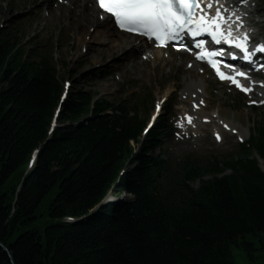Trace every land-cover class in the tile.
Here are the masks:
<instances>
[{
    "label": "trees",
    "instance_id": "trees-1",
    "mask_svg": "<svg viewBox=\"0 0 264 264\" xmlns=\"http://www.w3.org/2000/svg\"><path fill=\"white\" fill-rule=\"evenodd\" d=\"M62 80L24 33L1 32L0 243L12 257L0 244V264H236L234 246L264 256V171L250 151L224 162L228 175L218 160L174 165L158 151L164 119L141 140L139 104L132 113L85 88L69 93L50 133ZM254 143L264 157V128ZM54 190L51 223L37 227ZM125 191L134 197L103 203Z\"/></svg>",
    "mask_w": 264,
    "mask_h": 264
},
{
    "label": "rangeland",
    "instance_id": "rangeland-1",
    "mask_svg": "<svg viewBox=\"0 0 264 264\" xmlns=\"http://www.w3.org/2000/svg\"><path fill=\"white\" fill-rule=\"evenodd\" d=\"M84 1L86 2V0ZM89 1L85 3L86 7H89ZM40 3L41 0H0V26L6 25V28L8 26L19 28L26 35L29 34V44L41 46V52H52L58 79L71 80L72 91L78 88L97 90L100 92V96L113 102L125 100L129 102L130 106L136 103L140 104L145 99L147 102L140 107V116L148 119L155 101L162 97L165 90L167 91L164 95L167 96L170 93L168 89L179 88V86L174 85L180 82L182 83L180 87L184 88L182 67L176 70L179 61L177 56L174 61L175 68L169 71L167 66H172L173 61L162 54H160L161 59L159 61L152 60L154 62L153 68V64L151 63L149 67V62H147L150 59L140 60L137 54L139 51L128 50L126 56L122 52L117 54L108 53L106 51L111 47V43L105 38L102 39V37L91 39L90 34H95L93 29L90 30L86 26L84 33L86 38L79 40L74 20H66L67 17L63 15L59 21L57 4L52 0L50 2L43 0ZM46 3L49 7L52 3L56 8L51 17L47 16L48 8L44 5ZM39 5H42V7L40 8ZM67 6L69 9L73 8L70 3ZM67 6L65 9H67ZM65 9L63 7V13L66 12ZM96 18L98 19V15ZM89 24L92 25V23ZM108 25L111 26L109 23ZM93 26L97 25L93 24ZM104 26H106V23H102V26H97L96 29H108ZM86 41H89V43H86ZM126 45L128 49L132 47L130 42ZM137 60H139L140 66H136ZM131 62H133L132 65ZM130 65L134 71L130 70ZM142 72L145 74L141 75ZM189 75L195 77L193 74ZM204 78L207 77L204 76ZM189 85L196 86L192 83H189ZM206 88L213 94L212 107H218L227 118H232L234 122L240 123L242 130L247 131L250 129L251 131L254 125L264 122V107L257 110L247 108L245 102L240 101L236 93H229L225 89L221 94L220 87L210 79H207ZM173 98H175V95ZM211 132L210 130L208 134L204 133L195 145L192 142L175 143V139L168 138L165 147L168 155L172 156L170 159H180L190 153L195 154L197 157L214 155L218 158H229L232 154L238 153L237 136L227 134L221 142L222 144H215ZM195 186H197V183ZM55 195L56 191H51L40 205L38 213L41 216L37 220V227H43L51 223V218L47 215V212ZM260 238V236H248L249 240L256 242L258 245H260ZM233 255L236 264H264V256H258L255 260H252L244 249L236 246L233 247Z\"/></svg>",
    "mask_w": 264,
    "mask_h": 264
},
{
    "label": "snow or ice",
    "instance_id": "snow-or-ice-1",
    "mask_svg": "<svg viewBox=\"0 0 264 264\" xmlns=\"http://www.w3.org/2000/svg\"><path fill=\"white\" fill-rule=\"evenodd\" d=\"M240 2L243 3V0ZM216 4H219V0H97L98 7L109 13V18L114 17L115 24L121 29L155 38L162 44L169 40L181 39V34L185 32L193 37L207 33L213 42L219 44L223 41L233 45L241 50L244 60H252L253 50H249L248 33L232 36L235 28L243 24V20L237 16L239 23L234 28L228 24V16L221 7H215L212 11ZM204 44L203 40L196 41V46L203 49L196 55L207 59L221 79H228L244 92H249L251 84L246 86L237 79V76L247 77V73L222 71L220 64L223 62L214 59L217 50H209ZM219 51L220 54H226L222 49ZM254 51H264V44L255 45ZM232 55L235 58L236 53L233 52ZM225 66L234 67L231 64ZM191 119L188 117L189 122Z\"/></svg>",
    "mask_w": 264,
    "mask_h": 264
},
{
    "label": "bare ground",
    "instance_id": "bare-ground-1",
    "mask_svg": "<svg viewBox=\"0 0 264 264\" xmlns=\"http://www.w3.org/2000/svg\"><path fill=\"white\" fill-rule=\"evenodd\" d=\"M66 1H67L68 5H69V3L71 5H73V8L69 9L67 6L68 9H65L66 12L64 13V15L67 17L66 20L71 19L72 21L73 20L75 21V27L77 29V34H78L79 40H83L84 38H86V36H84V33L86 31V26H87V28H90V30L93 29V32L95 31V34H93V33L90 34L91 38L95 39L98 37H102V39H103V37H105L109 41V43H111V47L106 52L111 53V54H114V53L117 54L119 52H122L124 56H126L128 54V47L125 44V41H123V38L127 37V38L131 39L133 36L128 35L124 32L117 31L115 29H110V28H108V29L103 28V29H99V30L96 29L97 26H102V23H106V20L101 21V20L96 18L98 15V14H96V11L98 12V10L95 7V1L94 0H90V1L86 0V2H88V1L90 2L89 7L85 6L86 2L84 0H66ZM252 12L260 13V12H262V10H260L259 7H256L254 9H252ZM243 15L247 18H249V16H250L249 13H246ZM89 23H92V25H90ZM93 24H96L97 26H93ZM130 43L132 44L133 42L131 41ZM149 45H150L149 43L140 41L139 44H133V47L131 48V50H133V52L142 51L145 48H147ZM144 53H146L145 50H144ZM160 54L163 55L161 50H159V49L155 50V51H153V58L150 57L149 59L159 61L161 59ZM150 60H148L147 62H150ZM136 62H138L136 64V66L141 65L139 63V60H137ZM194 66H195L194 70L196 71V70H199V68H201L202 65L195 64ZM144 74L145 73L142 72L141 75H144ZM192 87H193L192 85H188L187 89H185L191 96H192V93H196V91H194L195 87H193V90H192ZM183 108H185L187 110V107L183 106ZM196 118L197 119H196L195 124L197 123L198 128L194 129V126H193L192 127L193 131L191 130V133L195 132V133L199 134V131H201L205 127V125L199 121L197 115H196Z\"/></svg>",
    "mask_w": 264,
    "mask_h": 264
},
{
    "label": "water",
    "instance_id": "water-1",
    "mask_svg": "<svg viewBox=\"0 0 264 264\" xmlns=\"http://www.w3.org/2000/svg\"><path fill=\"white\" fill-rule=\"evenodd\" d=\"M110 200V197H108L104 202L106 203V202H108ZM1 245H3V247L5 248V250L8 252V254H9V256L10 257H12V255H11V253H10V250L6 247V246H4V244H2V243H0ZM12 260V259H11ZM13 261V260H12Z\"/></svg>",
    "mask_w": 264,
    "mask_h": 264
}]
</instances>
